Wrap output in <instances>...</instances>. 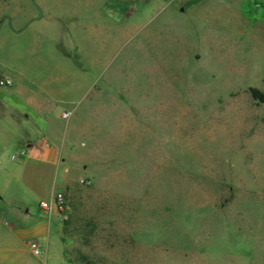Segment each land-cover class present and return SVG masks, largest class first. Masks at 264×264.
Segmentation results:
<instances>
[{
	"label": "rangeland",
	"instance_id": "374dc122",
	"mask_svg": "<svg viewBox=\"0 0 264 264\" xmlns=\"http://www.w3.org/2000/svg\"><path fill=\"white\" fill-rule=\"evenodd\" d=\"M6 10L40 23L4 24L0 57L58 90L53 162L0 146V264H264V101L247 90L264 94V0Z\"/></svg>",
	"mask_w": 264,
	"mask_h": 264
},
{
	"label": "crops",
	"instance_id": "0c3cea01",
	"mask_svg": "<svg viewBox=\"0 0 264 264\" xmlns=\"http://www.w3.org/2000/svg\"><path fill=\"white\" fill-rule=\"evenodd\" d=\"M7 1L11 0H1L0 3V28L8 23V28H10L7 29L8 31L21 33V28L29 25L32 20H35L36 24L40 23L38 16L14 17L6 10ZM13 24L16 29H13ZM52 31H55L54 24ZM21 62V59L11 58L9 55L0 57V71L12 81L10 86L0 87V111L2 113L0 146L16 144L18 151L22 149L21 146H24L26 155L29 153L43 161L53 162L56 157V147L46 139L51 134L47 131L49 128L47 114L50 115L53 111V108H50L49 97L54 96L58 90L55 77L47 78L44 83H36L28 79L26 68ZM29 130H33V133ZM38 134L42 136L41 143L37 138ZM33 138L36 139L35 142H31ZM9 252L10 258L13 259L11 246Z\"/></svg>",
	"mask_w": 264,
	"mask_h": 264
},
{
	"label": "built area",
	"instance_id": "2783aa9c",
	"mask_svg": "<svg viewBox=\"0 0 264 264\" xmlns=\"http://www.w3.org/2000/svg\"><path fill=\"white\" fill-rule=\"evenodd\" d=\"M12 81L6 77L5 75L2 74L0 71V87H7L10 86ZM70 115L69 111H63L61 113V117L64 119H67ZM26 156V150L21 149L15 154L10 155L11 160H19L20 158ZM38 207L40 210H42L44 213L48 214L51 213L52 211L54 212H59L62 211L63 208L65 207V201H64V196L61 192H54L48 200H40L38 202ZM29 248L32 250L33 253L37 254L38 253V247L36 242L30 241L28 243Z\"/></svg>",
	"mask_w": 264,
	"mask_h": 264
},
{
	"label": "trees",
	"instance_id": "16d2710c",
	"mask_svg": "<svg viewBox=\"0 0 264 264\" xmlns=\"http://www.w3.org/2000/svg\"><path fill=\"white\" fill-rule=\"evenodd\" d=\"M248 93L250 95L251 98L253 99H257L259 101H264V94L261 93L257 88L255 87H248ZM66 223V219L63 218L62 220V224Z\"/></svg>",
	"mask_w": 264,
	"mask_h": 264
}]
</instances>
